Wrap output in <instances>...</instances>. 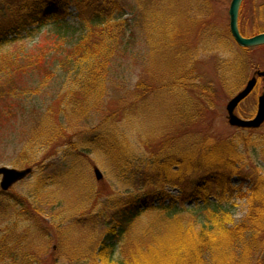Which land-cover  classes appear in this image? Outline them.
Returning a JSON list of instances; mask_svg holds the SVG:
<instances>
[{
    "label": "rangeland",
    "instance_id": "obj_1",
    "mask_svg": "<svg viewBox=\"0 0 264 264\" xmlns=\"http://www.w3.org/2000/svg\"><path fill=\"white\" fill-rule=\"evenodd\" d=\"M169 1L167 7L171 9L172 17L175 18L180 14L179 10L184 11L186 8L189 12L185 13V16L193 15V22L191 18L189 21L185 20V26L186 29L190 24L196 26L186 38L191 42V46L198 50L197 84L207 86L206 83L209 84L210 81L216 87L214 89L218 90L217 102L209 109L199 112L202 115L193 127L220 140H230L242 133L252 134V145L246 148L245 169L252 173V177L256 178L258 174L263 176L264 123L257 129L242 131L241 128L229 124L226 110L228 101L253 75L251 64L248 63L246 79L240 83V87L236 89L238 84L232 81L223 84L220 80L222 71L218 72L216 68V58L220 60L228 58L231 51H225L224 47L211 49L210 45L203 42L202 32L200 33L198 28L207 20L208 7L204 4L205 1L189 0L187 6L178 4L176 0ZM231 1L208 0L212 12L211 18L229 33ZM15 4L14 0H2L0 17L10 14L9 8L15 7ZM68 12L70 14L67 17L77 19L73 6L69 7ZM239 25L246 36L255 35L264 29V0H244L240 10ZM36 29L37 27H33L21 37L0 44V62L2 65L14 67H9L10 71H15L18 65L27 67L24 63L26 58L42 53L44 60L39 61L36 66L44 65L48 70V74H45V70L40 73L38 70L28 73L25 71L21 72L22 74L15 71L13 73L16 83L11 84L8 78L9 80L3 84L7 77L5 70L0 69V85L5 87L0 89V166L22 169L29 165L33 168L32 173L9 190L4 191L0 188L2 191L0 192V244H6L11 250L17 248L19 251L23 248V250L43 252V260L46 264H90L91 262L92 264H121V262L147 264L148 258L145 260L144 256L148 251L145 249H150L152 243H156L160 230L166 232L171 227L173 219L189 226L193 223L195 228L196 226L200 228V223L210 216L208 215L210 212H204L205 216L204 213L202 216L196 215L197 211L193 213L189 206L195 204V201L191 199L186 200L183 208L174 216H172L174 212L163 209H146L132 222L129 231L117 240L113 251H109L110 254L99 255L100 245L110 225L105 223L106 218L111 220V213L115 208L127 204L128 201L133 200L132 197L146 192L147 189L162 187L164 192L168 193L165 195L178 198L183 192L179 185L167 182L139 185L136 173L130 170H126L128 174L122 172L121 168L88 140L92 135L91 128L107 114H111L112 108H122L125 102L121 98L126 89L134 87L140 78L149 81L151 74H158L161 76L159 82H162L163 76L168 75L166 63L159 61L144 36L131 40L130 44H134L133 50L136 56L122 53L115 61L120 65L107 76L109 78L105 83L107 95L101 101L102 106L91 110L87 118L70 112V107L68 114L65 96L61 91L74 85L69 84L72 81V73L57 68L56 56L59 57L66 52L71 37L65 34L59 36L47 33L48 26ZM236 45L238 48L237 43ZM46 55L48 57L45 58ZM253 56L256 57V66L264 70V46L256 48ZM150 65L154 70L150 69ZM49 66L53 71L49 70ZM23 68L17 69L22 71ZM9 84L11 87L8 86ZM231 89L236 90L231 92ZM263 93L264 79H260L256 89L238 106L237 114L242 118L254 117L257 112L258 96ZM186 101V96L179 90H162L138 105L135 109L137 113L130 116L117 114L116 119H119L122 129L124 128L126 135L131 138L137 152L141 156L143 154L146 156L151 151L156 152L159 147H163L165 140L176 136V134H161L165 128L173 125L176 129L179 121L181 128L192 117L189 115ZM87 109L90 110L91 106L88 105ZM53 120L54 123L51 125ZM61 121L64 122L63 129L57 126V122ZM189 134L188 132L179 134L177 143L188 144ZM85 138L87 141L84 140ZM32 141H36L34 146L31 145ZM256 143L258 148H262L258 153L254 150ZM171 145L172 143L169 144ZM243 146L242 144L241 148ZM30 159L32 162L27 164ZM49 162H52L54 167H60L61 170L64 168L63 171H59L55 177L53 173L47 182L45 181L42 190L34 191V180L39 176L41 166ZM95 167L102 172L101 179H97ZM244 176L245 174L235 175L232 179V187L218 185L212 192L209 191L210 189L207 191L212 199L215 198L230 206L234 220L239 223L249 209L248 199L242 194L247 192L250 180L240 185ZM9 195L19 196L20 201L27 204L30 200L33 201L34 197V202H43L38 223L33 217H30V220L25 219V215L28 214L27 204L21 208L13 202L4 201ZM25 196L30 199H26ZM167 202L169 200L165 203ZM159 204V200L154 202V206ZM140 205L143 207L144 203L141 202ZM30 221H34L33 227H29ZM138 252L139 255L136 257ZM129 257L133 259L127 260ZM10 261L13 259L4 260V262Z\"/></svg>",
    "mask_w": 264,
    "mask_h": 264
},
{
    "label": "trees",
    "instance_id": "obj_2",
    "mask_svg": "<svg viewBox=\"0 0 264 264\" xmlns=\"http://www.w3.org/2000/svg\"><path fill=\"white\" fill-rule=\"evenodd\" d=\"M203 1L208 7L207 20L198 30L202 32L203 42L210 45L211 49L224 47L225 51H231L228 58L222 60L216 58V68L218 72L222 71L221 82L223 84L229 81L236 82L237 89L246 79L248 63L251 64L253 72L258 68L255 63L256 57L253 56L254 50L258 47L247 48L238 45L236 48L231 33L211 18L208 0ZM14 2L15 7L8 6L10 14L0 17V44L21 37L33 27H37L38 30L48 26L47 33L71 37L66 52L59 57L56 56L57 68L72 73V81L69 84L74 85L61 91L65 96L68 114L73 112L87 118L91 110L102 106L101 101L107 95L105 90V83L109 80L107 76L120 65L115 61L122 53L136 56L134 44H130L131 40L144 36L159 61L166 63L168 75L163 76L164 80L159 82L161 76L151 74L149 81L140 78L134 87L126 89L121 98L125 104L122 108H112L111 114H107L91 128L92 135L88 141L121 168L122 172L128 174L126 170H130L136 173L139 185L167 182L179 185L183 193L180 198L171 197L165 195L168 193H165L162 187H157L132 197L133 200L123 206L119 205L112 211L111 220L106 218L105 223L110 225L100 245L99 255L113 251L117 240L129 231L132 222L144 210L163 209L174 212L172 215L174 216L183 208L185 201L191 199L195 201V204L189 206L193 213L197 211L196 215L202 216V213L209 211L210 216L200 223V228L197 226L195 228L193 223L189 226L173 219L171 227L166 232L160 230L156 243H152L150 249H145L148 251L144 256L145 260L148 258L147 264H264V175L258 174L255 178L245 169L246 148L252 145V134L242 133L230 140H220L193 127L202 115L199 112L209 109L217 102L218 90L214 89L216 87L210 81L209 84L206 83L207 86L197 84L198 50L194 49L186 38L196 26L190 24L186 29L185 20L189 21L191 18L193 22V15L185 16V13L189 12L187 8L184 11L179 10L180 14L174 18L171 16V9L167 7L169 0H14ZM176 2L185 6L189 0ZM70 6L76 10L75 20L67 17L70 14L68 12ZM42 56L43 53L26 58L24 63L27 67L18 65L17 68L23 70L19 71L16 68L15 71L22 74L21 72L25 71L28 73L38 70L40 73L45 70V74H48L46 66H36L39 61L44 60ZM53 62L55 64L54 60ZM9 67L0 62V69L5 70L7 77L3 84L9 79L11 84L16 83L13 73L15 71H10ZM150 69L154 70L152 65ZM49 70L53 71L51 66ZM11 84L8 86L11 87ZM4 88L0 85V89ZM169 89L179 90L186 96L189 115L192 117L181 128L180 121L176 129L173 125L165 128L161 134L176 136L165 140L164 146L159 147L156 152L151 151L146 156L144 154L141 156L124 128L122 129L119 119H116L117 114L124 116L135 114L138 105L162 90ZM235 90L231 89V92ZM88 105L91 106L90 110L87 109ZM176 115L178 117L179 113ZM52 123L54 120L51 125ZM57 126L63 129L64 122H57ZM183 132L190 133L188 144L177 143L179 134ZM84 140L87 141V138ZM35 142L30 143L34 146ZM258 147V145L254 147L257 153L262 149ZM31 162L30 159L26 163ZM51 163L41 166L39 176L34 180V191L42 190L45 181L47 182L53 173L55 177L59 171H63L64 168L61 170ZM242 174L245 176L240 185L250 180L247 192L242 194L248 199L249 209L239 223L234 220L231 207L220 200L212 199L207 191L210 189L212 192L218 185L232 187L233 177ZM0 192L2 193L1 189ZM14 197L15 195L6 196L4 201L13 202L21 208L27 204L21 202L19 196ZM25 197L30 199L28 196ZM156 200L160 201L159 206H154ZM166 200H169L167 204ZM34 201L35 197L33 201L28 202L26 207L28 214L25 215V219L30 220V217H33L38 223L43 202ZM141 202L144 203L143 207L140 205ZM30 223L29 227L35 225L34 221ZM17 250L7 248L4 243L0 244V264H46L43 252L23 248ZM138 255L139 252L136 257ZM7 259L13 261L4 262ZM132 259L129 257L127 260Z\"/></svg>",
    "mask_w": 264,
    "mask_h": 264
},
{
    "label": "water",
    "instance_id": "obj_3",
    "mask_svg": "<svg viewBox=\"0 0 264 264\" xmlns=\"http://www.w3.org/2000/svg\"><path fill=\"white\" fill-rule=\"evenodd\" d=\"M243 0H232L229 8L230 31L235 41L243 47H253L264 44V32L247 37L244 36L239 28V10ZM258 76H263L264 71H257ZM257 76L251 77L244 88L236 93L227 103V119L230 125L243 128H257L264 123V94L258 98V109L253 118H242L236 113V108L255 88ZM33 171L32 167L18 169L15 167L0 166V185L3 189H8L14 183L26 178ZM97 179L103 177L99 168H94Z\"/></svg>",
    "mask_w": 264,
    "mask_h": 264
},
{
    "label": "flooded vegetation",
    "instance_id": "obj_4",
    "mask_svg": "<svg viewBox=\"0 0 264 264\" xmlns=\"http://www.w3.org/2000/svg\"><path fill=\"white\" fill-rule=\"evenodd\" d=\"M261 32H264V29L258 31L257 33H261ZM257 33H255V34H257ZM262 78H263L262 76H258L257 84H256L257 86H258V84H259L260 79H262Z\"/></svg>",
    "mask_w": 264,
    "mask_h": 264
}]
</instances>
